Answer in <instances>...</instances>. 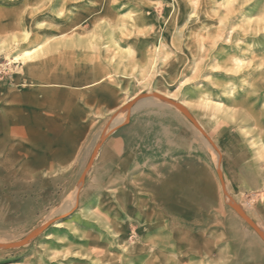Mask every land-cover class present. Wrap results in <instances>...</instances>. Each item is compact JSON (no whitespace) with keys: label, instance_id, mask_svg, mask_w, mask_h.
I'll return each instance as SVG.
<instances>
[{"label":"rangeland","instance_id":"374dc122","mask_svg":"<svg viewBox=\"0 0 264 264\" xmlns=\"http://www.w3.org/2000/svg\"><path fill=\"white\" fill-rule=\"evenodd\" d=\"M153 96L189 113L209 148L172 107L118 125L125 106ZM8 121L20 145L45 152L80 139L37 179L4 185L0 264H167L151 244L158 236L197 242L202 253L187 264H208L212 250L214 264H264V243L221 189L264 234V0H0V128ZM170 162L193 174L207 209L173 226L153 219L143 192ZM238 228L260 254L235 242Z\"/></svg>","mask_w":264,"mask_h":264},{"label":"bare ground","instance_id":"6f19581e","mask_svg":"<svg viewBox=\"0 0 264 264\" xmlns=\"http://www.w3.org/2000/svg\"><path fill=\"white\" fill-rule=\"evenodd\" d=\"M225 1H226V3H229V5L232 2V0H229V2H227L228 0H225ZM227 10L232 11L231 8L230 9H227ZM108 26H110V25L108 24ZM249 27H250V32H249V30H247L242 25L243 33H245V35H246V33L255 32V35H256L257 32H258V30H259V28H260V25L259 24H256L255 26H249ZM261 28H262V26H261ZM112 36H113V33H112L111 38H110L111 39L110 40V43H112ZM236 36L240 37L239 34H236ZM117 41L119 42L120 40H117ZM115 44H117V43H115ZM38 45H36L35 47H37ZM53 46H57V44H55ZM48 47L50 48V46H48ZM48 47L42 48L41 53L44 54V52L48 49ZM33 51H25L22 55L23 56H30ZM41 53H40V55H41ZM34 68H36L35 65L34 66H31L30 67V70H32ZM97 88H98V86H97ZM103 93H104V90H103ZM91 102H93V100H91V101L83 100L82 104L85 105V106H89V108L92 106V109H93V107L94 108H97V109H100V106H101V102L100 101H96V103L94 105H92ZM167 107L168 108L169 107L170 108L171 107L172 108H175L176 111H178L185 119H187L188 121H190L193 131L198 136H200V139L203 141V143L205 144V146L207 148H209V143H208V141L206 139L207 137H205L204 135H201V133L195 128V126L197 125V123L192 118V116L189 113H187L180 105L171 106V105L167 104L165 101H162V99L160 97H157V96L148 97V98H141V99L137 100L134 105H132L130 107L125 106L122 109V111H125L124 118L118 123V125L120 123H127L128 121H130L129 119H132L131 118L132 116H130V113H133V115H135L139 111H143V110L146 111L145 109H149V110H147L148 113L150 112V114H153V113H151V111H152L151 109L152 108H160V109H163V108H167ZM8 114H11V113H7V115ZM145 115H147V114H145ZM146 118H147V116H146ZM136 120L137 119H134L132 121L131 127H133L135 125ZM5 123L6 122H3L2 127L0 128V192H2V193L5 192L4 185H5V187H7L6 191H9V189H11L10 186H9V180L11 178L15 179V178L19 177L21 179H25V178L37 179L39 177V175H40V171H42V170H48V171H50L49 169H51L53 166L59 165L60 163L66 161L70 157L74 156L75 153H77V149H78L77 143H78V141L80 139L79 137H77V141L74 142V143H68L66 146L56 145L55 147L53 146L52 148L49 147V148L46 149L47 151L45 152V150L42 151V149L45 146L43 148H40L41 147L40 146L39 147L40 149H39L38 148V145H28V144L25 145L24 143H23L24 145L23 144L20 145V143H19L20 141L16 140V138H15V135H17L16 131L18 130V128H16L13 125L10 126L11 123L9 121L6 124ZM8 124H9L10 127H7ZM115 126L116 125H112V126L108 127L106 129V131L102 132L100 134V136H99V140L104 141L105 138L110 133L113 132ZM83 132L84 131H82V135H83ZM188 132H190V131H188ZM191 136H193V135H191ZM168 138L170 139V137H168ZM184 140H186V139H184ZM128 141L129 142H134L136 145L139 144V142H140V140L137 137V135H136L135 132L134 133L131 132V135H130ZM15 142H16V144H14ZM96 149L94 150V154H96L97 151H98ZM76 156H77V154H76ZM173 162H176V161H173ZM172 165H173V163H171V164L164 163L162 165L163 167L161 169L163 171L162 178L159 181H152L151 180L148 183L147 186H144L143 187L144 188V191L141 190V191L149 194L148 197L150 198V201L152 202V205H148V207L151 208L150 215L153 217V219H155V221H157V223H160V221H162V219H163L167 225H171V226H173V225H175L177 223H183V222L184 223H187L188 221H190L191 220V216H190L191 215V212L193 214V213H196L198 211L205 212V210H207L206 207H205V205L200 203L201 197L199 195H197L195 192H192V187H193V184L195 182V177L193 176V174L190 173V172L184 171L181 167H178L175 171H173L172 170ZM179 165H180V163H179ZM102 167H104V166H102ZM215 167L218 168V176H219V178H221L220 177V173H219V168L220 167L217 166V165ZM104 170H106V169H104ZM144 174H146V173H144ZM97 178L99 179V177H97ZM218 188L220 189V187H218ZM221 189H222L223 193L225 194L224 195L225 196V201L229 204V206H231V208L234 210V212L237 214V216L241 220L245 221L246 223H248L252 227V229L257 233L256 236L258 237V239H260L264 243V234H263V232L260 231V230H258L257 229V226L250 221V219L239 208V206L237 204H235L229 198V196L227 195L228 192L226 193L224 185H222V188ZM254 189H256V188H254ZM138 193H139V191H138ZM77 199H78L77 198V194L74 193L73 194V197H72V205H71V208L74 207V205L76 204ZM144 203L145 202H143L142 200H140L139 204L141 206L139 204L138 205L140 207H144V205H145ZM209 204L212 205V207L213 206L214 207H217V203H216V201L213 198L210 199ZM146 206H147V204L145 205V207ZM1 216H3L2 218H4V214L0 211V218H1ZM95 216L97 217V214H95ZM214 216H215V214H214ZM100 221L104 223V220L103 221L100 220ZM7 223H9V222H7ZM236 223H237V221H233L232 222V224H234V225ZM99 224H97V225H99ZM102 225H104V224H102ZM232 230H233V232L231 231V237L235 239V242H238L241 245H245L246 247H248L250 249V252L252 254H254V255H258V254L261 253L260 248L258 247V244L256 246V238L254 237V235L251 236L252 234L250 235L246 230H242L240 228L235 229V230L232 229ZM151 244L154 246V249L156 248V250L157 249H160L161 250L160 252L163 253L161 259H163V261H165V262L167 261L168 262L167 264H187L186 261H185V258L190 257V259L193 260V258H196L198 254L202 253L201 252V248L198 246V243L197 242H191V241H185V240H178V239H170V241H169V240H166L165 238H162V237H159L158 236V237L154 238V240L151 241ZM219 249L221 250V248H219ZM156 250L153 251V254L154 255L157 254V251ZM204 250L206 251L207 250V247ZM222 252H223V249H222ZM215 254H217V252L214 251V250H212V252H210V254L208 252L207 253H204V255L207 256L205 260L207 261L208 264H214L216 262L213 259V255H215ZM224 254H222V255H224ZM148 264H149V262H148Z\"/></svg>","mask_w":264,"mask_h":264}]
</instances>
